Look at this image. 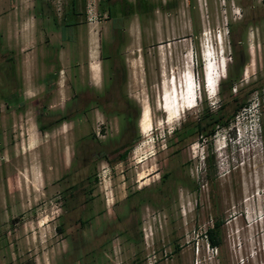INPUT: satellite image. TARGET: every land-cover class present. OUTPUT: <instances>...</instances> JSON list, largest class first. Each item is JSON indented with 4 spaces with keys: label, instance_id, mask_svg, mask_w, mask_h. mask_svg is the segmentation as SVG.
<instances>
[{
    "label": "rangeland",
    "instance_id": "obj_1",
    "mask_svg": "<svg viewBox=\"0 0 264 264\" xmlns=\"http://www.w3.org/2000/svg\"><path fill=\"white\" fill-rule=\"evenodd\" d=\"M75 1L0 0V264H264V0ZM192 75L199 98L169 122L162 98Z\"/></svg>",
    "mask_w": 264,
    "mask_h": 264
},
{
    "label": "bare ground",
    "instance_id": "obj_2",
    "mask_svg": "<svg viewBox=\"0 0 264 264\" xmlns=\"http://www.w3.org/2000/svg\"><path fill=\"white\" fill-rule=\"evenodd\" d=\"M94 39V38H93ZM95 42V41H94ZM212 52L210 51V54L208 52V55H212ZM216 53V51L214 52ZM219 55L222 53V57H220L218 60L215 61V64H210V62L207 63L205 69H206V76H207V90L210 94H217L218 92V85L220 83V78L224 77L225 71L227 69L228 60L225 54V48L220 49L218 51ZM207 55V54H206ZM91 56L94 58L96 57V50H92ZM209 59V57L207 58ZM210 60L213 62V57L210 58ZM92 72L94 75V78L97 79L98 75V65L95 63L91 66ZM247 74V72H246ZM194 76H187L185 81L183 80L182 83V91L179 89L178 80L176 77V80L174 81L176 85V90L166 93L165 101L164 98H162V108L169 117L167 118L169 122L174 121L175 119H178L181 117L183 112L187 107L190 105H195L194 100H198V84L197 80H193ZM197 84V85H196ZM175 93V94H174ZM167 101V102H166ZM194 101V102H193ZM166 104H165V103ZM195 103V104H193ZM141 120L139 121L141 125V128L143 132H149L152 128V118H151V111L150 106L145 105L142 111ZM166 120V119H165ZM170 124V123H169Z\"/></svg>",
    "mask_w": 264,
    "mask_h": 264
},
{
    "label": "trees",
    "instance_id": "obj_3",
    "mask_svg": "<svg viewBox=\"0 0 264 264\" xmlns=\"http://www.w3.org/2000/svg\"><path fill=\"white\" fill-rule=\"evenodd\" d=\"M108 1L112 2L113 0H108ZM75 3H76V1L73 0V4L74 5H75ZM123 3H124L123 12H124L125 16L128 15V14H131L132 12H134V10H136V12H138V13H141V12L145 11L147 9V7H148V2L146 0H136L135 5L131 4L128 0H123ZM40 8H41V12L40 13L44 14L45 6L42 4L40 6ZM108 8H109V10H108L109 13L112 14V10H113L112 5L110 4L108 6ZM73 25H74L73 21H68V22H64L63 23L64 27H67V26L70 27V26H73ZM120 29H121L120 25L116 24L115 28H114V35L115 36H116V34L117 35L119 34ZM120 38H121V36H120ZM232 41H233V37H232ZM233 46L235 47L236 44L233 43ZM110 55H112V53ZM228 75H229V73H228ZM221 80H220V82H221ZM232 87H233V84L231 82L230 89H232ZM236 101H237V104H236V106H235V108L233 110V113H232L233 116L236 115L238 113V111L241 110L247 104L246 101H240V99H238ZM227 104L228 105L231 104L230 100L227 102ZM225 105L226 104H222L221 105V107H222L221 110H223L225 108ZM224 114L225 113H223L222 111H221L220 114H217V115L206 113L196 123H194V124H187L186 123V125L184 126V129L182 131H178L177 132V141H183V140L187 139L188 137H190L193 134H204L205 133L206 135H213L215 133L216 126L218 124L228 123V120L224 119L225 118ZM62 117L65 119V118H68L69 116L68 115H64ZM42 128L45 129L46 125L42 124ZM126 154L127 153L125 151L124 154H120V155H121V157L124 158V157H126ZM169 175H170V173L167 172L164 175V179H166ZM220 227H221V221L217 220V221H215L214 227H210V228L207 229L206 235H207L208 239L210 240V243L213 246H218L220 244V238H219V234H218V231H219Z\"/></svg>",
    "mask_w": 264,
    "mask_h": 264
},
{
    "label": "crops",
    "instance_id": "obj_4",
    "mask_svg": "<svg viewBox=\"0 0 264 264\" xmlns=\"http://www.w3.org/2000/svg\"><path fill=\"white\" fill-rule=\"evenodd\" d=\"M108 10H109V8H108ZM109 12V11H108ZM98 52V50H96V53ZM98 64V63H97ZM99 65V64H98ZM100 74H102V66H99L98 67V75H97V78L100 76ZM17 256H18V254H15L14 255V257L12 258V264H17ZM21 262H18L19 264H34L33 263V261L32 260H20ZM35 264H37V262L35 263Z\"/></svg>",
    "mask_w": 264,
    "mask_h": 264
},
{
    "label": "clouds",
    "instance_id": "obj_5",
    "mask_svg": "<svg viewBox=\"0 0 264 264\" xmlns=\"http://www.w3.org/2000/svg\"><path fill=\"white\" fill-rule=\"evenodd\" d=\"M206 87H207V80H206Z\"/></svg>",
    "mask_w": 264,
    "mask_h": 264
},
{
    "label": "built area",
    "instance_id": "obj_6",
    "mask_svg": "<svg viewBox=\"0 0 264 264\" xmlns=\"http://www.w3.org/2000/svg\"><path fill=\"white\" fill-rule=\"evenodd\" d=\"M207 236V235H206Z\"/></svg>",
    "mask_w": 264,
    "mask_h": 264
}]
</instances>
